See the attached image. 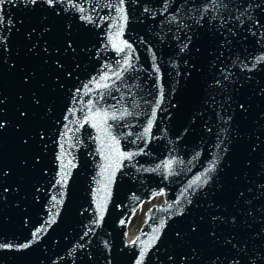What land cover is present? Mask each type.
I'll list each match as a JSON object with an SVG mask.
<instances>
[{
    "label": "water",
    "instance_id": "water-1",
    "mask_svg": "<svg viewBox=\"0 0 264 264\" xmlns=\"http://www.w3.org/2000/svg\"><path fill=\"white\" fill-rule=\"evenodd\" d=\"M0 16V264H264V0Z\"/></svg>",
    "mask_w": 264,
    "mask_h": 264
},
{
    "label": "rangeland",
    "instance_id": "rangeland-1",
    "mask_svg": "<svg viewBox=\"0 0 264 264\" xmlns=\"http://www.w3.org/2000/svg\"><path fill=\"white\" fill-rule=\"evenodd\" d=\"M162 198L158 197V201ZM149 203H144L142 206L136 211V213L133 214V217L131 218V223L129 224V235L133 234V232L137 231V228L140 227V223H142V217H144L145 209L149 207Z\"/></svg>",
    "mask_w": 264,
    "mask_h": 264
},
{
    "label": "snow or ice",
    "instance_id": "snow-or-ice-1",
    "mask_svg": "<svg viewBox=\"0 0 264 264\" xmlns=\"http://www.w3.org/2000/svg\"><path fill=\"white\" fill-rule=\"evenodd\" d=\"M31 2H32L33 4H35V3H36V0H31ZM45 2L48 3L49 5L53 4V0H45ZM122 2H123V0H121V3H122ZM118 11H122V9H118ZM2 21H3V16H0V22H2ZM120 50L122 51L123 49H120ZM125 63H127V61H126ZM117 75H119V74H117ZM97 87H101V85L97 84ZM121 115H123V113H121ZM112 118L115 119V118H116L115 115H113ZM150 123H151V122H150ZM0 127H3V125L0 124ZM148 130H149V129H146L145 131L147 132ZM121 155H131V154H121ZM171 163H172V161H168V166H170ZM211 170H212V165L210 164L209 168L206 169V171H211ZM199 179H200V177H197V178H196V180H199ZM193 183H195V181H193ZM189 186L191 187V184H190ZM98 208H100V212H101V214H102V212H103V208H102V206L98 205ZM142 255H143V252H142Z\"/></svg>",
    "mask_w": 264,
    "mask_h": 264
},
{
    "label": "bare ground",
    "instance_id": "bare-ground-1",
    "mask_svg": "<svg viewBox=\"0 0 264 264\" xmlns=\"http://www.w3.org/2000/svg\"><path fill=\"white\" fill-rule=\"evenodd\" d=\"M129 235V234H128Z\"/></svg>",
    "mask_w": 264,
    "mask_h": 264
}]
</instances>
